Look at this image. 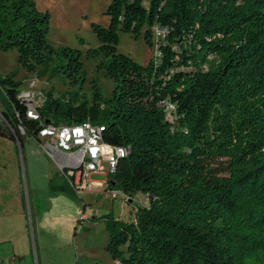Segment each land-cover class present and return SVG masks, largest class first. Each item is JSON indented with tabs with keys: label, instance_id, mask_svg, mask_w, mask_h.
<instances>
[{
	"label": "trees",
	"instance_id": "1",
	"mask_svg": "<svg viewBox=\"0 0 264 264\" xmlns=\"http://www.w3.org/2000/svg\"><path fill=\"white\" fill-rule=\"evenodd\" d=\"M106 15L108 27L91 25L99 47L87 57L114 89L105 98L93 82L89 98L82 51L47 41L50 12L0 0V51L70 87L63 98L48 91L31 120L22 82L6 75L3 118L18 139L20 127L37 139L47 123L101 125L127 150L108 182L132 207L107 223L117 264H264V0H112ZM120 33L143 35L157 55L140 65L119 53ZM140 194L147 206L133 203Z\"/></svg>",
	"mask_w": 264,
	"mask_h": 264
},
{
	"label": "rangeland",
	"instance_id": "2",
	"mask_svg": "<svg viewBox=\"0 0 264 264\" xmlns=\"http://www.w3.org/2000/svg\"><path fill=\"white\" fill-rule=\"evenodd\" d=\"M111 1L35 0L40 11H49L51 14L48 43L54 48L70 47L82 51V62L87 72L84 92L89 98L92 97L93 82L99 84L105 98L110 97L114 89L113 81L106 76L105 71L98 69L99 62L87 57L89 48L99 47L91 25L98 23L109 26L110 18L106 11ZM119 38L118 52L131 57L140 65H147L158 53L156 48L148 47L143 35L136 39L130 34L120 33ZM80 39H84L86 44H82ZM11 73L16 74V80L22 82L21 91H29L31 81L37 82L33 91L35 93H47L54 88L57 96L63 98V94L70 91V87L64 85L60 77L50 81L51 74L40 76L20 69L16 50L0 51V78ZM2 96L0 91V110L4 106ZM25 146L26 162L23 161L18 144L0 139V210L2 198L7 197L3 194L8 192L3 189L4 184H9L8 199H11L12 209H17L20 199L24 197L26 205L30 204L33 217V231L29 221L28 243L21 244L26 254L23 264H116L106 249L109 243L107 223L131 218V205L125 194L118 188L110 187L107 176L97 174H93L90 181L103 186L79 189L76 195L70 197L56 193L50 185L53 179L51 163L38 155V143L34 138L27 137ZM106 155L112 158L111 152ZM103 165L109 170V160H104ZM20 176L21 189L18 188ZM115 192H119V195L115 196ZM133 203L135 206H147L149 199L140 194L134 198ZM79 206L82 207V216L85 206L87 218L82 217V222L76 221L77 229L73 227L69 231V228L65 230L59 224L60 217L63 218ZM39 213L44 215L40 232L34 220ZM3 222L6 224V219Z\"/></svg>",
	"mask_w": 264,
	"mask_h": 264
},
{
	"label": "built area",
	"instance_id": "3",
	"mask_svg": "<svg viewBox=\"0 0 264 264\" xmlns=\"http://www.w3.org/2000/svg\"><path fill=\"white\" fill-rule=\"evenodd\" d=\"M166 30L155 28V36L163 38ZM37 87L36 81H31L29 91H21L20 98L26 103L27 116L31 120H39V110L46 102V92H33ZM174 111L173 106H169ZM104 127L92 123L82 125H55L43 124L38 132V144L41 152L53 161L63 175L69 187L77 191L89 187L103 186L101 183L90 181L93 174L107 176L115 172L118 159L127 155V150L117 148L104 141ZM21 135L25 130L20 127ZM107 152L112 153L109 159ZM109 160V170L104 167L103 161ZM119 192H115L118 196ZM129 201V198H128ZM27 215L33 231V217L30 204L27 205ZM0 264H5L0 259Z\"/></svg>",
	"mask_w": 264,
	"mask_h": 264
},
{
	"label": "crops",
	"instance_id": "4",
	"mask_svg": "<svg viewBox=\"0 0 264 264\" xmlns=\"http://www.w3.org/2000/svg\"><path fill=\"white\" fill-rule=\"evenodd\" d=\"M1 114V112H0ZM2 120V118L0 119ZM1 129V128H0ZM3 131V130H2ZM4 132V131H3ZM5 133V132H4ZM14 133V131H13ZM14 136L15 133H14ZM27 137L24 135H20V138L22 139V146H20V138L17 137H9L6 135H0V139H7L9 141H12L19 145L21 156L23 157V161L26 162V152H25V144L27 142ZM34 138V137H32ZM36 142L38 143V140L34 138ZM39 146V144H38ZM38 155L45 158L47 161L51 163L53 174H52V181L50 183L51 188L56 191V193H61L62 195L66 197H70L71 195H76V191L72 190L69 185L67 184L66 180L64 179L63 175L59 172L56 164L51 161L49 158H47L41 150L38 151ZM55 169V171H54ZM5 186L3 189L5 191H10L8 187L9 184H4ZM7 185V186H6ZM19 189L22 188V182H21V176H20V183L18 186ZM7 192V197H3L1 200V210H0V259L4 261L5 264H23L26 260V254L21 249V244L28 243L27 240V233H30L29 230V219L27 215V205L24 197L20 199L19 207L17 209H12V205L10 203L11 199H8V196L10 195ZM21 193V191H20ZM63 197V196H62ZM85 206H83V216L81 215L82 207L79 206L78 208H75L71 213H68L66 216L64 215L60 217V226L62 225L65 230L70 228L77 229L76 221L79 222V219L87 218V214L85 213ZM3 211V213L1 212ZM132 213V207L130 208L129 215ZM86 214V215H85ZM36 216V215H35ZM3 219H6V224L3 222ZM35 224L38 228V231L40 232L42 226L44 215L38 214V216L35 217ZM76 231L74 235L76 236ZM23 238V240H21ZM77 256H79L77 254ZM38 264H42L41 262ZM117 264V263H116Z\"/></svg>",
	"mask_w": 264,
	"mask_h": 264
},
{
	"label": "water",
	"instance_id": "5",
	"mask_svg": "<svg viewBox=\"0 0 264 264\" xmlns=\"http://www.w3.org/2000/svg\"><path fill=\"white\" fill-rule=\"evenodd\" d=\"M47 124H50V123H47ZM0 128L6 133L7 136L16 137L14 136L13 130L9 127V125L7 124L3 116H2V120H0Z\"/></svg>",
	"mask_w": 264,
	"mask_h": 264
}]
</instances>
